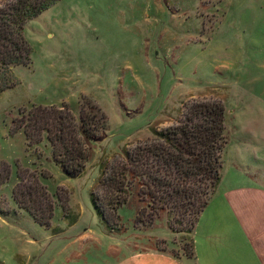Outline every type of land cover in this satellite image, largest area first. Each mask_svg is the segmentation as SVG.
<instances>
[{"label":"rangeland","instance_id":"374dc122","mask_svg":"<svg viewBox=\"0 0 264 264\" xmlns=\"http://www.w3.org/2000/svg\"><path fill=\"white\" fill-rule=\"evenodd\" d=\"M25 36L32 62L15 68L19 85L0 95V264H21L23 251L26 264H119L114 250L124 264H171L159 254L133 255L149 247L192 256L193 215L181 224L169 209L150 208L137 183L118 211L124 230H111L91 200L102 164L176 124L192 102L225 107L223 184L240 170L264 188V0H61L29 21ZM86 101L106 115L107 127L86 172L71 179L45 142L26 150L13 121L39 105H66L79 117ZM5 163L11 175L2 183ZM23 168L52 174L41 177L56 207L49 226L14 198ZM59 195L68 196L70 218ZM171 221L184 232H173ZM194 241L197 253L196 234Z\"/></svg>","mask_w":264,"mask_h":264},{"label":"trees","instance_id":"16d2710c","mask_svg":"<svg viewBox=\"0 0 264 264\" xmlns=\"http://www.w3.org/2000/svg\"><path fill=\"white\" fill-rule=\"evenodd\" d=\"M61 0H2L0 2V95L19 85L15 73L19 66L32 62L33 47L25 36L26 24ZM13 132L22 130L29 150L46 143L52 160L71 179L81 177L95 155L96 143L105 136L106 115L86 101L79 117L70 107L34 106L13 121ZM228 143L226 110L221 101L204 100L186 106L182 117L165 130H154V138L124 151L123 156L101 165V177L92 192L98 216L111 230H124L119 209L126 205L133 184L150 199V208L169 209L173 219L183 224L187 214L196 225L223 178V155ZM8 173L2 183L11 175ZM24 176L13 190L16 202L44 226L55 212L52 194L41 181L52 174L23 168ZM0 177L3 175L0 173ZM65 216L71 217L68 196L62 199ZM170 228L175 233L184 230ZM195 227V226H194ZM194 249V245H193Z\"/></svg>","mask_w":264,"mask_h":264},{"label":"crops","instance_id":"0c3cea01","mask_svg":"<svg viewBox=\"0 0 264 264\" xmlns=\"http://www.w3.org/2000/svg\"><path fill=\"white\" fill-rule=\"evenodd\" d=\"M234 173H238L236 181L227 186L223 184L222 178L220 184L224 189L217 192L218 195L215 193L201 212L192 234V256L182 251L176 254L173 251L168 252L167 249L154 250L150 249L151 247L146 249L147 252H136L133 255L142 258L148 254H159L171 264H238L235 261L239 264H247L246 261L250 264H264V188L249 183L242 171L236 170ZM230 222L238 227L236 232L228 225ZM3 226L11 228L12 225L6 222ZM195 234L198 240L197 253ZM236 234H240L244 242L243 254L237 247L236 243L240 237ZM111 253L119 255L115 259L119 264H124L120 263V250ZM239 253L242 256H239ZM18 256L21 264H26L25 251Z\"/></svg>","mask_w":264,"mask_h":264}]
</instances>
